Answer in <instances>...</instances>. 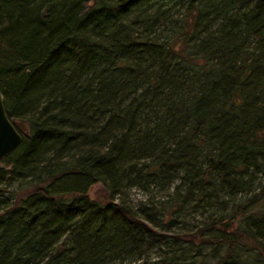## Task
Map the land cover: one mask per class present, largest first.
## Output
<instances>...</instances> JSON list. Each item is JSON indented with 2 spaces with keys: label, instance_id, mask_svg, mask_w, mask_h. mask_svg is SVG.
Returning <instances> with one entry per match:
<instances>
[{
  "label": "trees",
  "instance_id": "obj_1",
  "mask_svg": "<svg viewBox=\"0 0 264 264\" xmlns=\"http://www.w3.org/2000/svg\"><path fill=\"white\" fill-rule=\"evenodd\" d=\"M0 94V264H264V0H0Z\"/></svg>",
  "mask_w": 264,
  "mask_h": 264
},
{
  "label": "rangeland",
  "instance_id": "obj_2",
  "mask_svg": "<svg viewBox=\"0 0 264 264\" xmlns=\"http://www.w3.org/2000/svg\"><path fill=\"white\" fill-rule=\"evenodd\" d=\"M178 183V182H176ZM175 183V184H176ZM18 183H14L13 186L10 188L11 190H14L16 188ZM171 192V191H170ZM102 194L101 187L99 185H94L90 190H89V197L92 199H98ZM164 195L163 192H159L157 190H154L151 194L142 192L136 188H130L127 192L128 200L131 206L136 209L141 206V204L149 205V200L152 198V196L155 198V200L159 199ZM191 223H194L193 218H191ZM186 246V245H185ZM167 249H173V253L169 254L170 256L173 255H180L179 251H174V247L171 246L169 248L164 247L161 249L158 248H152L148 254V261L149 262H155L158 261L160 258L164 257V252ZM185 249L187 250V256H193L194 252L193 250H189V248L186 246ZM206 250V257L203 258L201 264H215L219 257V255L212 254V248L209 246L205 249ZM115 264H130V262H124V263H115Z\"/></svg>",
  "mask_w": 264,
  "mask_h": 264
},
{
  "label": "water",
  "instance_id": "obj_3",
  "mask_svg": "<svg viewBox=\"0 0 264 264\" xmlns=\"http://www.w3.org/2000/svg\"><path fill=\"white\" fill-rule=\"evenodd\" d=\"M22 138L8 119L0 94V161L12 154L21 144Z\"/></svg>",
  "mask_w": 264,
  "mask_h": 264
}]
</instances>
